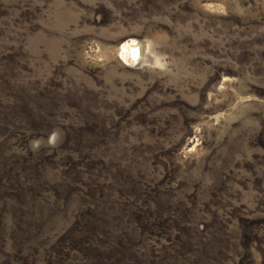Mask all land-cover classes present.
I'll return each mask as SVG.
<instances>
[{
  "label": "rangeland",
  "instance_id": "1",
  "mask_svg": "<svg viewBox=\"0 0 264 264\" xmlns=\"http://www.w3.org/2000/svg\"><path fill=\"white\" fill-rule=\"evenodd\" d=\"M0 264H264V0H0Z\"/></svg>",
  "mask_w": 264,
  "mask_h": 264
},
{
  "label": "bare ground",
  "instance_id": "2",
  "mask_svg": "<svg viewBox=\"0 0 264 264\" xmlns=\"http://www.w3.org/2000/svg\"><path fill=\"white\" fill-rule=\"evenodd\" d=\"M124 51H125V53H126L125 55L128 57V59H131V57L134 58V50H133L132 46L125 47Z\"/></svg>",
  "mask_w": 264,
  "mask_h": 264
},
{
  "label": "clouds",
  "instance_id": "3",
  "mask_svg": "<svg viewBox=\"0 0 264 264\" xmlns=\"http://www.w3.org/2000/svg\"><path fill=\"white\" fill-rule=\"evenodd\" d=\"M35 143H37V144H38V142H35Z\"/></svg>",
  "mask_w": 264,
  "mask_h": 264
}]
</instances>
